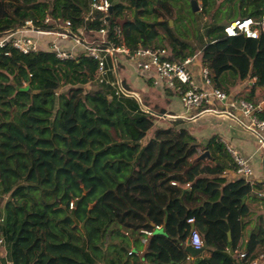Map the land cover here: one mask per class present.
Wrapping results in <instances>:
<instances>
[{
	"label": "trees",
	"instance_id": "16d2710c",
	"mask_svg": "<svg viewBox=\"0 0 264 264\" xmlns=\"http://www.w3.org/2000/svg\"><path fill=\"white\" fill-rule=\"evenodd\" d=\"M90 1L0 0V36L28 20L47 30L69 20L74 32L83 28L94 36L103 23L100 14L84 19ZM109 1L110 38L120 25L131 49L161 41L169 45L171 59L185 57L187 45L167 20L176 15L171 0ZM200 1V16L212 21L200 58L208 62L213 84L230 95L228 74L233 84L256 76L234 95L258 103L264 94V31L256 38L225 36L227 21L221 17L259 16L264 0H227L224 6L223 0ZM127 9L136 17L120 23ZM76 54L60 60L48 49L23 53L10 44L0 47V202L9 194L0 207L7 251L0 264H185L181 240L189 217L211 254L188 264H237L242 204L251 186L242 177L227 180L221 162L196 158L201 148L215 152L216 161V152L227 156L225 147L198 142L180 119L156 125L163 111L144 98L116 93L120 60L108 82H98L96 61L83 51ZM257 115L264 119V105ZM263 243L261 234L250 236L244 264L264 252L256 251Z\"/></svg>",
	"mask_w": 264,
	"mask_h": 264
},
{
	"label": "built area",
	"instance_id": "2783aa9c",
	"mask_svg": "<svg viewBox=\"0 0 264 264\" xmlns=\"http://www.w3.org/2000/svg\"><path fill=\"white\" fill-rule=\"evenodd\" d=\"M198 10L201 11L203 4L197 0ZM111 3L109 0H91L90 8L84 14L85 20H94L98 14V18L102 20L103 25L100 26L96 35L86 33L83 28H78L77 32L72 30V25L69 20L63 21L60 27L55 29H38L34 26L31 20L12 32L5 33L0 36V47L10 44L17 50L28 53L37 50H50L55 53V56L60 60H67L77 55L74 46L71 48H64L60 45L61 41L76 44L80 47L86 55L96 61L95 80L98 82H108L109 73L115 72L114 64L118 57H121L128 62L139 67L143 71H153L159 77L164 78L170 87L175 86V82H179L186 88L181 92V101L186 108L198 107L204 102H208L214 98L223 103V105L236 106L243 115V119H238L244 127L253 132L257 136V142L264 146V119L259 118L257 111L263 107V104H255L245 99H230L229 95L221 88L215 87L209 75L208 62H201L202 80L207 85L211 86L210 90H204L196 85L192 78L191 65L197 59H200L197 53L186 56L180 60L171 59L169 52L164 47H143L138 46L131 49L125 42L122 36V27L116 25L112 28L113 35L110 38L109 34V8ZM205 19L204 16H202ZM51 21L50 17L45 18V22ZM260 31H264V10L259 16L235 18L227 22L223 26V33L225 36L244 35L245 37L256 38ZM74 32L75 34H73ZM92 37H96L93 40ZM91 38V39H90ZM115 38L116 41L113 39ZM253 81L256 80L254 77ZM115 92L123 93L125 95H132L131 91L123 88L119 79L115 82ZM230 101L228 104V100ZM219 113L231 114L232 112L225 109L214 110ZM236 163V173L239 175L248 176L252 169L249 163L240 156L235 150L229 147ZM175 184L174 181L171 182ZM189 186V184H187ZM264 194V193H262ZM72 206V203H70ZM0 217V245L5 244V238L1 233ZM189 225V232L187 237L181 240L183 246H189L194 249L203 247V239L201 232L194 222L193 217L187 219ZM160 226L157 225L156 228ZM142 232L149 236L153 233L151 230H142ZM142 243H145L143 238ZM129 254L132 250H129ZM142 253V252H141ZM246 251H239L238 257L245 258ZM191 255H186V260L190 259ZM246 264H264V252L258 253Z\"/></svg>",
	"mask_w": 264,
	"mask_h": 264
},
{
	"label": "crops",
	"instance_id": "0c3cea01",
	"mask_svg": "<svg viewBox=\"0 0 264 264\" xmlns=\"http://www.w3.org/2000/svg\"><path fill=\"white\" fill-rule=\"evenodd\" d=\"M219 1L220 0H218V2ZM229 3L230 1L227 0L221 1V4L223 6ZM185 11L186 15L184 16H179L178 13V16L181 19L179 21V24L171 27L175 36L187 45L186 48L183 50V52L185 53V57L192 55L193 53L199 52L198 56L200 58V51L203 46L208 42V38L206 36V29L209 27V21L207 18H198L201 24L199 31L200 34L198 35V39L200 41L198 45L193 46V43H189L188 40L185 38L187 28L186 25H188V20L191 21L190 18H188V20L184 18L187 16V8L185 9ZM196 13L198 15L201 14L199 10ZM236 17L240 18V16ZM227 22H225V24ZM174 27L179 29V31H177V29H173ZM157 43L158 47H164L167 49L169 54L171 53L170 47L165 42L162 44L158 41ZM60 45L64 48H71L74 46V50L76 52L81 51L80 47L73 43L61 41ZM164 45L168 47H165ZM117 60L120 61L118 62ZM117 60L116 63H119L118 65L120 66V68L118 69L119 71L117 72V74H115L117 70V64H114V74L116 75V79H119V77H121L128 83L129 86L131 85V92L134 97L138 99L144 98L148 101V104L150 106H156L157 109L163 111V113H161L159 117L163 118L164 120H168L167 122L176 119H180L181 121H183L182 125L190 127L191 132L195 135L198 142H204L206 144L209 141L213 140L214 142L223 145L227 151V156H224V154L220 155L218 152H216L217 159L215 161V152L211 153L210 150H207L209 152V155L205 157L209 158L213 164L221 162L225 166L222 171V175H224L227 180H234L240 177L248 180L251 189L250 192L245 196L242 204L241 219L243 226L240 230L241 232L237 247L234 250L235 254L237 255L239 251L246 250L247 242L252 234H261L264 238V194H262L264 193V146L260 145L257 142V136L253 132L248 130L242 125L240 121H238V119H243V121H245L242 112L236 106H224L221 101L214 98L210 99L208 102L202 103L198 107L186 108L181 101L182 90H179V92L177 91L179 87L181 89H185L186 87L184 85L180 84L179 82L177 85L175 82V86L170 87L168 86L164 78L159 77L153 71H143L139 67H136L134 64L128 62L127 60L121 57H118ZM202 61L204 60H201V58L197 59L191 65L192 78L195 81L196 85L203 88L204 90H210L211 86L207 85L202 80ZM253 77L256 79V76H252L250 78L244 79L233 84V78L228 74L227 79L228 83L230 84V90L232 91V93H230L229 95V98L238 99L235 97L234 94H236L238 91L244 90V88L248 84H250V81H253ZM221 87L223 88V85ZM262 97L263 98L260 99V101L256 104L264 105V94ZM230 99L228 100L227 104L232 101ZM224 107L232 113L229 115L226 113H219L218 111H214L221 110ZM163 123L165 124L166 121H163ZM149 137L150 135L144 136L140 140L141 143L144 144L145 142H147ZM229 147L235 150L249 163L252 169L250 175L244 176L236 173V163L232 153L229 151ZM205 150L206 149L201 148L197 149L199 154ZM211 154L214 155L211 156ZM187 184L186 187L189 188L190 185L187 186ZM160 228L161 226L157 229ZM259 245L256 247V251L264 249V243L263 245ZM202 248L203 250L196 255H192L187 251L188 254L191 255V258L187 259L185 264L193 262L194 260L199 258L210 256L211 252L209 249L204 248V243ZM0 256L4 258L7 257L5 244L3 246L0 245ZM236 259L237 260L235 261L237 262V264H244L243 259L239 258L238 256ZM6 264H10L9 260H6Z\"/></svg>",
	"mask_w": 264,
	"mask_h": 264
},
{
	"label": "rangeland",
	"instance_id": "374dc122",
	"mask_svg": "<svg viewBox=\"0 0 264 264\" xmlns=\"http://www.w3.org/2000/svg\"><path fill=\"white\" fill-rule=\"evenodd\" d=\"M171 2H173L176 6H175V8H176V11H177V14L173 17V18H168L167 20H168V23H169V20L171 19V22L169 23V26L171 27V26H174V25H177V24H179V21L181 20L180 19V15L181 16H184V15H186V11H185V9L187 8V16L186 17H184V18H186L187 20H188V18H190L191 19V21L190 20H188L189 22H188V25H186L187 26V28H186V33H185V35H186V39L188 40V42L189 43H193V46L195 45H198V43H199V39H198V35L200 34L199 33V31H200V21H199V19L198 18H200L201 19V16L199 17V15L196 13V12H198V11H196V12H194L193 10H191L190 9V6L188 5V0H171ZM235 7H236V4H233ZM178 13H179V16H178ZM135 15V11H133V10H130V9H127L126 11H125V14H124V17H121V18H119L118 20L120 21V20H122V19H125L126 17H132V16H134ZM236 16H239V12H236V14H234L233 16H231V15H225V13H223V15H222V17L221 18H223V22H225V21H229V20H232V19H234ZM206 18V17H205ZM208 18V21H209V25L212 23V21L210 20V18L209 17H207ZM202 22H203V19H202ZM173 29H177V28H173ZM177 31H179V29H177ZM176 32V31H175ZM178 33V32H177ZM184 36V35H183ZM158 41H156L155 42V44H157L158 45V43H157ZM159 42H161V41H159ZM162 44L164 43V42H161ZM166 45V44H165ZM164 45V46H165ZM168 45V44H167ZM169 46V45H168ZM168 46H165V47H168ZM192 46V47H193ZM130 87L132 88V86L130 85ZM65 88V87H64ZM166 124V123H165ZM164 123H163V118H161V117H159L158 118V121H157V123H156V125H161V126H163V125H165ZM153 129L154 128H151L147 133H146V135L145 136H147V135H151L152 134V132H153ZM8 195L9 194H3L2 195V201L0 202V207H2L3 206V204H4V201L6 200V199H8ZM5 248H6V246H5Z\"/></svg>",
	"mask_w": 264,
	"mask_h": 264
},
{
	"label": "water",
	"instance_id": "95a60500",
	"mask_svg": "<svg viewBox=\"0 0 264 264\" xmlns=\"http://www.w3.org/2000/svg\"><path fill=\"white\" fill-rule=\"evenodd\" d=\"M190 6H191V10H193L194 12L198 11V6H197V0H190ZM112 12V6L109 8V13ZM136 17V15H135ZM125 19H122L120 20V23H123ZM171 22V19L169 20V23ZM209 155V152L207 150L203 151L202 153H200L196 158L197 159H200V158H204L205 156H208ZM264 161V159H263ZM263 174H264V166H263ZM189 188L187 187L186 190H188ZM86 193V191H84V194ZM79 201V198L76 199L75 203H77ZM228 234V238H230V231L227 232ZM185 249L191 253L192 255H196L198 253H200L203 248H199V249H194V248H191L189 246H186ZM147 250V247L144 248V250L142 251L141 255L143 256L144 253L146 252Z\"/></svg>",
	"mask_w": 264,
	"mask_h": 264
}]
</instances>
